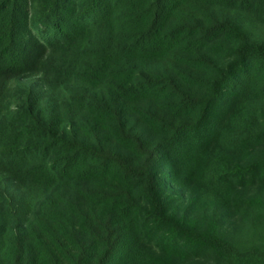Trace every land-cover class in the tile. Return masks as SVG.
<instances>
[{"label": "trees", "instance_id": "trees-1", "mask_svg": "<svg viewBox=\"0 0 264 264\" xmlns=\"http://www.w3.org/2000/svg\"><path fill=\"white\" fill-rule=\"evenodd\" d=\"M0 264H264V0H0Z\"/></svg>", "mask_w": 264, "mask_h": 264}]
</instances>
